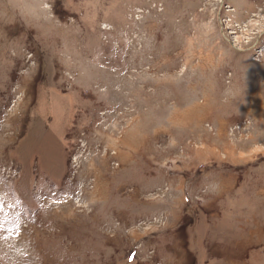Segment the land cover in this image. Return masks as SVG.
<instances>
[{
	"label": "rangeland",
	"instance_id": "obj_1",
	"mask_svg": "<svg viewBox=\"0 0 264 264\" xmlns=\"http://www.w3.org/2000/svg\"><path fill=\"white\" fill-rule=\"evenodd\" d=\"M0 264H264V0H0Z\"/></svg>",
	"mask_w": 264,
	"mask_h": 264
},
{
	"label": "bare ground",
	"instance_id": "obj_2",
	"mask_svg": "<svg viewBox=\"0 0 264 264\" xmlns=\"http://www.w3.org/2000/svg\"><path fill=\"white\" fill-rule=\"evenodd\" d=\"M257 102L255 101V99H253V102H252V104L254 105V104H256ZM260 105V104H259ZM192 112H193V110L191 109V110H187L184 114H182V117H181V119L183 118H185V119H187V118H190L191 117V115H192Z\"/></svg>",
	"mask_w": 264,
	"mask_h": 264
},
{
	"label": "trees",
	"instance_id": "obj_3",
	"mask_svg": "<svg viewBox=\"0 0 264 264\" xmlns=\"http://www.w3.org/2000/svg\"><path fill=\"white\" fill-rule=\"evenodd\" d=\"M191 212V211H190ZM192 214H193V212H192Z\"/></svg>",
	"mask_w": 264,
	"mask_h": 264
}]
</instances>
